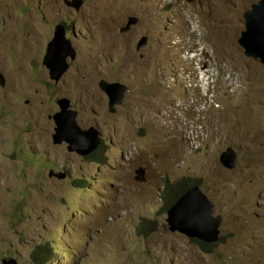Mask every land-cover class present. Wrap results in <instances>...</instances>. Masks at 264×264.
<instances>
[{
  "label": "rangeland",
  "instance_id": "1",
  "mask_svg": "<svg viewBox=\"0 0 264 264\" xmlns=\"http://www.w3.org/2000/svg\"><path fill=\"white\" fill-rule=\"evenodd\" d=\"M258 1L0 0V264H264V68L238 44ZM62 24L77 56L57 83ZM101 81L130 89L115 114ZM65 99L102 157L55 141ZM185 177L221 217L211 252L161 211Z\"/></svg>",
  "mask_w": 264,
  "mask_h": 264
},
{
  "label": "water",
  "instance_id": "2",
  "mask_svg": "<svg viewBox=\"0 0 264 264\" xmlns=\"http://www.w3.org/2000/svg\"><path fill=\"white\" fill-rule=\"evenodd\" d=\"M67 4L80 9L84 0H74ZM246 31L242 33L239 40L240 46L245 50V56L260 60L264 66V0L252 7L245 14ZM138 20L132 18L129 26L123 31L129 30L136 25ZM147 41L142 43V47ZM76 58L71 41L66 38V29L63 25L58 26L56 37L51 43L46 67L51 71V79L59 83L68 73L70 65L69 57ZM55 57V59H53ZM5 84V82H0ZM100 88L109 96V108L111 113H117L118 107L122 106L129 87L121 83H108L102 81ZM61 112L55 117V135L57 143H67L70 152L86 156L94 152L100 143V133L96 129L84 131L76 124L77 114L70 111L71 102L62 100L59 102ZM220 161L225 168H232L237 161L236 151L229 147L221 156ZM143 172V168L139 170ZM141 179V178H137ZM213 203L199 186H194L182 195L176 203L168 210V222L170 231H178L192 238H198L205 242L215 243L219 238V223L221 217L214 216ZM2 264H17L14 259H5Z\"/></svg>",
  "mask_w": 264,
  "mask_h": 264
},
{
  "label": "trees",
  "instance_id": "3",
  "mask_svg": "<svg viewBox=\"0 0 264 264\" xmlns=\"http://www.w3.org/2000/svg\"><path fill=\"white\" fill-rule=\"evenodd\" d=\"M98 154H100V157H102L101 150H98L92 155L88 156V158L94 159V157ZM194 185H200V183L198 181H191V178L188 177L182 178L181 180L176 182H168L163 192V204L161 206V211L166 212L181 195H183L190 187ZM149 224L150 222L142 221L140 224V230L145 231L146 225L148 226ZM192 240L197 242L200 248L205 252H211L214 245H216L213 243H206L196 238H192ZM42 250V248H39L33 253L34 259L39 263H42L44 259H46Z\"/></svg>",
  "mask_w": 264,
  "mask_h": 264
},
{
  "label": "clouds",
  "instance_id": "4",
  "mask_svg": "<svg viewBox=\"0 0 264 264\" xmlns=\"http://www.w3.org/2000/svg\"><path fill=\"white\" fill-rule=\"evenodd\" d=\"M68 1H69V0H68ZM71 1H72V0H70V2H71ZM193 1H194V0H190V2H193ZM260 1H261V0H259V1H258L257 3H255V4H253V5L251 6V9L248 10L247 12L251 11V10H252V7H253L254 5H257ZM247 12H246V13H247ZM136 19H137V18H136ZM137 20H138V19H137ZM138 23H139V20H138ZM138 23H137L136 25H138ZM62 25H63V26L65 27V29H66V38H67V40H70V39H68V37H67V25H64V24H62ZM245 31H246V19H245ZM245 31H243V32H245ZM241 37H242V35H241ZM241 37H240V38H241ZM239 40H240V39H239ZM239 40H238V44H239ZM70 41H71V40H70ZM71 44H73L72 41H71ZM145 46H146V45H145ZM145 46H144V47H145ZM239 46H240V44H239ZM240 47H241V46H240ZM142 48H143V47H142ZM241 48H242V47H241ZM139 49H141V48L138 47V50H139ZM242 49H243V48H242ZM74 50H75V49H74ZM243 51H244V55H245V50L243 49ZM69 58H72V57L70 56ZM246 58H248V57H246ZM248 59H252V60L257 61V62L260 63V60H255V59H253V58H248ZM260 64H261V63H260ZM261 65H262V64H261ZM262 66H263V65H262ZM263 68H264V66H263ZM101 82H102V81H101ZM116 83H118V82H116ZM111 84H113V83H111ZM121 84H122V83H121ZM124 85H125V84H124ZM126 86H127V85H126ZM129 91H130V89H129ZM105 93H106V92H105ZM128 93H129V92H128ZM106 95H107V93H106ZM126 96H127V95H126ZM107 97H108V100H109V96H108V95H107ZM109 111H110V108H109ZM110 113H111V112H110ZM229 147H231L233 150H235L232 146H229ZM229 147H227L225 150H227ZM225 150H224V151H225ZM96 151H97V150H95L94 152H96ZM224 151H222L221 154H222ZM235 151H236V150H235ZM94 152H92L91 154H93ZM91 154H89V155H91ZM236 154H237V151H236ZM89 155H87V156H89ZM220 156H221V155H220ZM220 156H219V161H220ZM237 157H238V154H237ZM220 162H221V161H220ZM194 186H199V187H200V185H194ZM194 186L190 187L189 189L193 188ZM189 189H188V190H189ZM188 190H187V191H188ZM187 191H186V192H187ZM186 192H185V193H186ZM185 193H184V194H185ZM184 194H183V195H184ZM181 196H182V195H181ZM181 196H180V197H181ZM180 197H179V198H180ZM179 198H178V199H179ZM178 199H177V200H178ZM177 200H176V201H177ZM176 201L172 204V206L176 203ZM172 206H171V207H172ZM188 237H189V236H188ZM189 238H192V237H189ZM196 239H198V238H196ZM198 240H201V239H198ZM218 240H219V238H218ZM201 241H203V240H201ZM204 242H205V241H204ZM206 243H209V242H206ZM215 243H216V242H215ZM215 243H213V244H215Z\"/></svg>",
  "mask_w": 264,
  "mask_h": 264
}]
</instances>
